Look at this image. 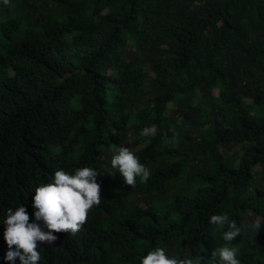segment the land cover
<instances>
[{"label": "trees", "instance_id": "obj_1", "mask_svg": "<svg viewBox=\"0 0 264 264\" xmlns=\"http://www.w3.org/2000/svg\"><path fill=\"white\" fill-rule=\"evenodd\" d=\"M131 132L151 172L135 187L104 173ZM84 166L101 203L76 236L38 242L39 264H140L156 247L219 264L210 217L264 219V0H0V264H20L4 258L7 210L34 222L35 188ZM179 180L192 193L125 204ZM232 246L264 264V225Z\"/></svg>", "mask_w": 264, "mask_h": 264}, {"label": "clouds", "instance_id": "obj_2", "mask_svg": "<svg viewBox=\"0 0 264 264\" xmlns=\"http://www.w3.org/2000/svg\"><path fill=\"white\" fill-rule=\"evenodd\" d=\"M3 4L10 5V0H3ZM156 133L155 124L141 131L145 137ZM111 166L118 170L125 184L131 187L136 186L138 177L142 183H146L151 176L150 169L140 162L130 147L120 146L111 158ZM98 174V171L88 166L79 167L71 174L62 168L56 169L51 181L35 188L32 200L34 222H30L24 205L15 208V211L9 208L3 219V236L9 249L4 258L14 262L18 257L20 264H39L41 255L37 250L38 242L52 244L57 239L54 233L60 232L76 236L87 223L91 210L101 203ZM209 223L222 231V239L226 242L211 252L212 259L218 258L219 264H241L238 259L239 249L232 246V242L245 230L256 236L264 225V219H252L238 226L227 213H223L212 215ZM140 264H203V257L197 255L195 258L181 259L167 255L162 247H156L141 257Z\"/></svg>", "mask_w": 264, "mask_h": 264}, {"label": "rangeland", "instance_id": "obj_3", "mask_svg": "<svg viewBox=\"0 0 264 264\" xmlns=\"http://www.w3.org/2000/svg\"><path fill=\"white\" fill-rule=\"evenodd\" d=\"M171 106L172 105L170 104L169 105L170 111H171ZM130 135L128 136L129 138L126 141L122 143L116 142L113 145V147H111L110 154L109 156H107L108 159L105 160L106 165L104 166V173H106L107 175H112L116 171V169L112 168L111 166V158L114 154L118 152V149L120 146L130 147L131 149L136 148V146L134 145L135 140L132 136V132L130 133ZM165 145H175V142H166ZM242 150H243L242 146L239 144H231L226 147H223V152L228 155L242 152ZM185 191H187V193H192V190H190L188 185L184 183V180H179L178 182H173L172 185L168 189L162 192H159L157 194H142V193L135 192L128 197L125 204L126 205H131V204L142 205L143 207H147L148 205L155 203V202H159L162 199H166L173 194L185 192Z\"/></svg>", "mask_w": 264, "mask_h": 264}]
</instances>
